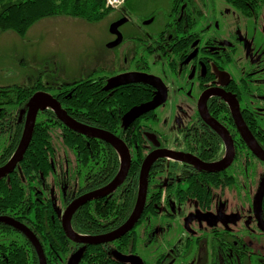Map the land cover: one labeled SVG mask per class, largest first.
<instances>
[{"label":"flooded vegetation","instance_id":"af4514ba","mask_svg":"<svg viewBox=\"0 0 264 264\" xmlns=\"http://www.w3.org/2000/svg\"><path fill=\"white\" fill-rule=\"evenodd\" d=\"M154 21L155 16L143 25L150 26ZM237 24L245 31H238ZM122 27L121 46L125 43ZM129 40L134 45L124 51L116 73L103 76V91L114 95L136 86L129 84L106 91L112 78L143 74L160 79L168 97L165 104L126 129L121 120L120 129H124L125 133L121 131L125 138L122 139V133L114 135L129 150V172L114 192L97 200L108 203L119 198L133 162L141 159L140 179L144 161L153 153H175L189 162L166 156L154 162L145 203V208L151 206L149 217H144V209L131 232L101 245L105 255L114 262H120L115 253L138 256L144 264H264V232L255 208V199L264 185V0H172L156 35L146 32L144 38L136 36ZM142 86L151 97L148 103L156 90ZM52 96L58 100L60 92ZM21 110L18 117L17 113L10 116L0 106V115L5 114V119L0 120V163L9 157L0 170L9 165L21 142L28 109ZM242 126L245 131L241 130ZM246 130L250 137L245 138ZM15 144L14 154L10 156ZM20 163L0 178L4 181L2 185L17 180ZM198 163L220 169L209 171ZM120 169L119 157L117 175ZM54 187H50L49 194L45 192V199L49 196L51 201L49 209L46 200L45 211L52 222L60 217L62 224L66 209L85 194L74 197L64 207ZM263 200L260 216L264 222ZM6 206L0 204V219L10 218L4 212ZM143 217L142 225L146 229L140 234L137 227ZM121 226L104 225L103 233L94 236L112 233ZM127 236L132 249L122 242ZM140 237L147 241V248L156 246L150 263L138 253ZM57 261L65 263V260Z\"/></svg>","mask_w":264,"mask_h":264},{"label":"trees","instance_id":"16d2710c","mask_svg":"<svg viewBox=\"0 0 264 264\" xmlns=\"http://www.w3.org/2000/svg\"><path fill=\"white\" fill-rule=\"evenodd\" d=\"M109 12L105 9V0H0V37L6 32L24 37L34 24L47 18L63 16L93 23L104 19ZM104 83L103 75L94 74L91 78L63 85L58 100L68 115L81 124L112 134L125 133L123 128L120 129L123 116L151 97L142 85L129 86L110 95L103 91ZM45 90L48 89L41 83L31 88H0V106L10 112V116L17 113L18 117L21 108L27 110L30 98ZM4 119L2 113L0 120ZM123 133L120 134L122 139L125 138ZM15 149L16 144L11 148L10 156ZM8 159L6 157L0 165ZM140 164L141 159L133 162L121 196H117L119 198L108 203L95 200L74 214L71 226L75 233L99 235L103 233L104 225L117 228L129 219L137 199ZM118 168V154L110 145L75 133L63 125L54 112L47 110L38 116L31 143L18 166L20 176L9 185H2L4 181H0V188L5 189H0V204L7 205L3 208L7 216L23 222L34 233L47 264L53 260H65L67 264L82 248L85 252L80 264H124L107 258L101 245L85 247L72 242L63 231L60 217L52 222L45 211V192L49 194L51 186L57 188L58 201L65 207L74 197L109 185ZM12 187L23 189L14 190ZM49 198L47 204L51 209ZM150 207L146 206L145 214ZM128 239L129 236L122 242L132 249V241ZM0 264H39L38 255L28 238L8 224L0 228Z\"/></svg>","mask_w":264,"mask_h":264},{"label":"rangeland","instance_id":"374dc122","mask_svg":"<svg viewBox=\"0 0 264 264\" xmlns=\"http://www.w3.org/2000/svg\"><path fill=\"white\" fill-rule=\"evenodd\" d=\"M108 5L105 0V9L110 12L99 22L61 16L37 22L24 37L14 32L3 33L0 37V88H31L41 83L48 89L44 92L56 95L63 85L91 78L94 74H115L118 64L123 62L124 51L134 45L129 39L144 38L146 32L156 35L170 11L172 0H122L117 6ZM154 16V23L143 25ZM121 20H127L121 28L125 43L110 49L108 46L115 41L110 27ZM235 28L245 31L240 24ZM146 213L144 217L151 212ZM144 217L137 227L140 234L146 229L142 225ZM139 239L141 250L138 253L150 263L156 246L147 248L145 238ZM50 264L59 262L53 260Z\"/></svg>","mask_w":264,"mask_h":264},{"label":"water","instance_id":"95a60500","mask_svg":"<svg viewBox=\"0 0 264 264\" xmlns=\"http://www.w3.org/2000/svg\"><path fill=\"white\" fill-rule=\"evenodd\" d=\"M127 23V20H121L119 22H115L110 27V34L116 36V40L112 42L108 48H116L118 47L122 41L123 36L120 32V27L125 25ZM149 85L155 88L156 93L154 95V98L146 103L142 104L140 106H136L132 108L130 111H128L122 118V127L124 129L131 126L134 122H136L139 118L142 116L155 111L160 106L165 104L167 101L168 93L167 89L163 85L160 79L152 76H147L143 74H130V75H122L115 78H112L109 80L107 87L105 88L106 91H109L111 89H115L124 85ZM27 118L25 123V128L23 132V136L21 139V142L19 144V147L11 159L8 166H6L3 170H0V178L5 176L7 173L11 172L19 162L22 161L27 149L29 148V145L31 143L36 119L40 112H44L47 110H51L54 112L58 120L63 123L68 129L74 131L77 134L83 135L87 138L91 139H97L100 141H103L109 145H111L115 151L118 153L120 160H121V169L120 173L117 175V177L106 187L96 190L94 192L85 194L78 199H76L65 211L63 219H62V228L67 236L68 239H70L72 242L83 245L85 247L87 246H98V245H104L112 243L116 240L121 239L122 237L126 236L129 232H131L138 222L140 221L144 209H145V203L147 198V190H148V176L151 167L153 166L154 162L160 158V157H169L171 159L175 160H185L184 157H181L175 153L167 152V155H164L161 153H153L149 155L142 166L141 174H140V181H139V190H138V196H137V202L134 207V210L132 214L130 215L129 219L116 231L102 235V236H86V235H79L75 233L71 226V220L73 215L77 210L85 206L86 204L100 199L104 198L108 195H110L112 192H114L126 179V176L128 175L129 168L131 165V157L129 150L127 146L124 144L122 140H120L117 136H115L112 133H109L104 130L96 129L89 127L87 125L81 124L71 118L68 113L62 108L61 103L55 99L52 95L46 93V92H37L35 93L29 100L27 104ZM236 116V115H235ZM241 119V118H240ZM241 121V120H240ZM236 122H238L236 117ZM243 123V121H242ZM246 128L243 126L241 127L242 131H245ZM247 132V130H246ZM245 138L248 136L250 137V134L245 135ZM252 148L255 149V146L252 144ZM189 162V161H188ZM197 165V162H192ZM191 163V164H192ZM198 166H201L209 171L211 170H218L220 168L213 167L211 165H205L203 163H198ZM264 198V185L262 186L261 190L259 191L256 199H255V208L257 210V216L259 219V226L260 229L264 232V222L260 216L261 210H262V200ZM5 223L11 226L16 227L20 231H22L25 236L28 238V240L33 245L39 259V264H47L45 254L43 251V248L37 239V237L24 225L11 220L10 218H2L0 219V224ZM85 252V248H82L75 256H73L67 264H80L83 255ZM116 258L124 263V264H144L142 259L138 256H122L119 253H115Z\"/></svg>","mask_w":264,"mask_h":264},{"label":"built area","instance_id":"2783aa9c","mask_svg":"<svg viewBox=\"0 0 264 264\" xmlns=\"http://www.w3.org/2000/svg\"><path fill=\"white\" fill-rule=\"evenodd\" d=\"M107 1L110 6H117L120 2H122V0H107Z\"/></svg>","mask_w":264,"mask_h":264}]
</instances>
